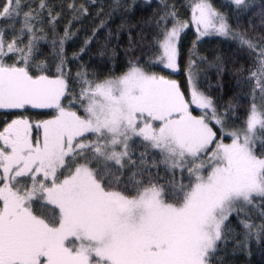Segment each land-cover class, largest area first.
Masks as SVG:
<instances>
[{
    "label": "snow or ice",
    "instance_id": "1",
    "mask_svg": "<svg viewBox=\"0 0 264 264\" xmlns=\"http://www.w3.org/2000/svg\"><path fill=\"white\" fill-rule=\"evenodd\" d=\"M0 111V264L264 253V0H0Z\"/></svg>",
    "mask_w": 264,
    "mask_h": 264
},
{
    "label": "trees",
    "instance_id": "2",
    "mask_svg": "<svg viewBox=\"0 0 264 264\" xmlns=\"http://www.w3.org/2000/svg\"><path fill=\"white\" fill-rule=\"evenodd\" d=\"M157 1L152 0L153 5H155ZM178 2H182V0H178ZM215 3H223L224 0H214ZM257 3H259V0H256ZM137 3L139 4H145L143 0H137ZM152 9L148 8L146 12H144V15L150 14ZM142 13L138 11L136 13L137 16L141 15ZM256 24L259 26V20L256 18ZM116 23H119L117 20ZM128 36L126 33H121L119 38V44L121 46V50L127 45ZM74 47H78V45H72L69 43V53H71L72 49ZM206 51H212L213 49H216L217 47L222 48L226 53L229 51V42L225 41L223 43L220 42L217 38H212L210 42H207L202 46ZM177 79H181L180 76L176 77ZM228 77L225 78V82L227 83ZM4 118L3 112L0 111V121H2ZM44 118V117H39ZM237 264H264V253H262L256 246H253L252 254L250 256H240L237 258Z\"/></svg>",
    "mask_w": 264,
    "mask_h": 264
},
{
    "label": "rangeland",
    "instance_id": "3",
    "mask_svg": "<svg viewBox=\"0 0 264 264\" xmlns=\"http://www.w3.org/2000/svg\"><path fill=\"white\" fill-rule=\"evenodd\" d=\"M144 2H146V0H143ZM155 1H157V0H155ZM176 78V77H175ZM2 112V111H1ZM255 246V245H254Z\"/></svg>",
    "mask_w": 264,
    "mask_h": 264
}]
</instances>
